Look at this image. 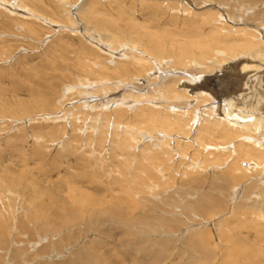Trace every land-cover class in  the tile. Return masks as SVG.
<instances>
[{
  "label": "rangeland",
  "instance_id": "obj_1",
  "mask_svg": "<svg viewBox=\"0 0 264 264\" xmlns=\"http://www.w3.org/2000/svg\"><path fill=\"white\" fill-rule=\"evenodd\" d=\"M1 1L0 256H4V260L0 259V264H34L41 256L60 257L72 249L81 252L85 245L99 242L100 247L105 248L100 251H107L112 259L127 264L119 259L117 247L121 242L135 244L139 239L156 244L152 246L153 252L162 250V256L158 259L155 255L154 262L149 264H264V198L255 196L264 190L263 153L255 152L260 157L258 162L244 157V149L240 153L242 157L239 153L229 154L233 144L242 141L241 138L236 140L233 134L220 140L213 139L211 133L208 138L199 131L201 142L193 143L191 133L195 135L196 129L183 126L186 117L176 124L175 115H171L173 109L181 112L186 108L174 106L170 111L140 99L155 87L162 90L170 79L182 77L186 71L195 72L194 76L201 82H209L211 78L210 87L214 92L225 88V74L213 79L221 65L233 59H248L252 54L237 50V55L231 59L223 40L234 37L255 44L258 38L256 43L264 49V0ZM18 2L41 12L56 25L32 16L31 21L17 17L11 5L16 7ZM89 12L91 19L83 16ZM74 24L92 29L98 38H105V46L114 47L108 44L113 43L117 48L114 50L123 54L131 48L133 52L140 49L147 53L139 55L144 61L138 64L133 55L129 54V60L103 52L72 29ZM240 28L244 34L238 31ZM247 28L260 32L249 35L245 33ZM163 65L166 70L172 69L166 72L169 73L166 78L155 73L157 67ZM260 72L264 77V72ZM154 77V84L146 91L138 89ZM256 80L255 77L249 82ZM122 81L130 88L118 92L117 98L127 93L139 100L125 111L121 107L105 111L101 133L87 129L96 124L91 120L97 113L94 107H84L78 113L76 110V117L69 116L68 120L67 117L66 120L56 118L61 115V103L72 99L73 106L79 105V91L99 95L101 88L117 86ZM256 82L246 92L248 96L252 90L264 92ZM76 85L79 86L68 92ZM183 88L186 86L177 83L176 91ZM227 92L218 94L217 100L231 98L227 97ZM196 103L192 101L188 110ZM153 110L168 111L170 120L165 122L158 118ZM212 115L217 114H205L206 121L197 127L221 130L220 119ZM159 121L178 126L171 128ZM137 131L160 137L166 133L171 140L169 144L166 141L168 145L164 148H159L147 139L137 142L135 137H140ZM188 131L189 138L183 140L187 137L183 134ZM211 192L216 202L208 205L202 196ZM52 196L71 211L65 212L68 214L65 224L59 220L63 223L60 230L47 229L43 223L46 215L51 214V218L56 211V203L49 200ZM167 219L171 222L169 227ZM161 235L167 240L164 250ZM44 237L49 240H42ZM1 242H5L6 248L1 249ZM16 243L24 247V251ZM13 250L14 255L20 253L18 261L11 258ZM129 254L125 252L128 258ZM138 255L133 256L143 257ZM85 263L88 264L86 261L82 264Z\"/></svg>",
  "mask_w": 264,
  "mask_h": 264
},
{
  "label": "bare ground",
  "instance_id": "obj_2",
  "mask_svg": "<svg viewBox=\"0 0 264 264\" xmlns=\"http://www.w3.org/2000/svg\"><path fill=\"white\" fill-rule=\"evenodd\" d=\"M9 1V0H8ZM57 1H61L62 3H66L67 0H57ZM0 2H3L0 0ZM44 2V1H43ZM42 3V2H41ZM56 4V3H55ZM60 4V3H58ZM95 4V3H94ZM8 5V4H7ZM57 5V4H56ZM85 5V4H84ZM4 6V5H3ZM9 6V5H8ZM89 6V5H88ZM91 6V3H90ZM95 6V5H94ZM179 6V5H178ZM86 7V6H85ZM49 10V7H47ZM51 8V7H50ZM53 8V7H52ZM65 8V7H64ZM83 8V7H82ZM81 8V9H82ZM89 8V7H88ZM11 9L13 11L14 14L17 15V17L19 16V18L25 19L27 21H31L33 19H39V20H45L47 23L56 25L53 20L49 19V18H45L44 15L41 14V12H38L36 9H28L26 4H21L18 2V5L15 7L14 5H11ZM85 9V8H84ZM94 9V8H93ZM9 10V9H8ZM65 10V9H64ZM92 11V10H91ZM94 11V10H93ZM92 11V12H93ZM57 14V13H56ZM61 14V13H60ZM209 14V13H208ZM220 14V13H219ZM33 19H32V17ZM52 16V15H51ZM76 16V15H74ZM85 18L87 19H91L93 17L91 12L89 13H85V15H83ZM95 16V15H94ZM215 16V15H214ZM65 17H68L65 16ZM70 17V16H69ZM84 18V19H85ZM208 19V18H207ZM71 20V19H70ZM76 20V19H75ZM94 21V20H93ZM92 21V22H93ZM61 22V21H60ZM94 23V22H93ZM27 25V24H26ZM23 29H24V25H22ZM87 27V26H86ZM86 27H82V24H74L73 27H71L72 29H74L76 32H79V34H81L82 36H84L86 39L89 40V42L91 43H95L96 46L95 47H99L103 52H106L110 55H112L113 57L115 55H117L118 58L122 57H128L130 60V55H133L134 58L133 60L138 61V64H140L139 62L144 61V58L142 56H139L142 52H140V49L137 50V52H133L131 47V49H129V51H127L125 54H123V52L118 50H114L117 49L115 47V44L113 43H108L110 46H114V47H107L105 46V38H98V35L96 34V32H92V29H86ZM249 28V27H248ZM247 28V29H248ZM29 29V28H28ZM255 29V28H253ZM246 30V32H249V35L252 33H259L260 31H258L257 29L255 30ZM263 29V28H262ZM238 31H240L241 33L244 34L243 28L238 29ZM30 32V31H29ZM262 32V30H261ZM263 33H264V29H263ZM247 35V34H246ZM254 35V34H253ZM251 36L252 38L254 36ZM151 36V35H150ZM156 36V35H155ZM262 36V34H261ZM259 37V36H258ZM263 37V36H262ZM234 38V37H233ZM233 38H225V40H223L224 43H227L226 45L229 51H227L228 54H231L229 58L233 59V57H235V55H237L238 51L237 50H241L245 51V53H251L252 55L247 59L242 57L241 59H233L230 60L229 62L226 61L223 65H221L220 71L215 75L216 77L213 79H217V77L220 75L223 76V74H225V80L226 82L223 84L225 85V88H218V92L217 91H212L213 89H211V78L209 79V82H201V79H196V76H194L195 72H188L186 71V73L182 76V77H177V79H170V81L165 84V88H163L162 90H157L155 88H153L152 90H149V95L147 96H140V99L144 102L149 101V102H154L153 106L155 107V105H157L158 107H164L166 109H169L171 111V107H181V108H186L185 110L181 112H179L177 109H173V113L171 115H175V121L176 124L177 122L179 123V119H183L186 117V120L190 119V121H186L183 120V126H188L189 128H191V130L194 131V129H196V134L191 136H194L193 139L191 140L193 143H197V141L201 142L200 137L202 138V135L199 134H203L204 136L207 135L208 138H210V135L212 134L213 139H224L227 135H232L236 138V140L238 138H241L242 141H237L236 140L234 142H236L235 144H233V146H229L231 147V149L228 151L229 154H232L233 152L235 153V155H237L239 153V155H241L240 153L243 151V149L245 150L244 152V157H252V160H255V162L260 161V157H257L255 154V152L260 151L259 153H263L264 155V92L261 91H255L252 90L250 95L248 96L249 92L248 90H251V86L253 83V86L256 84H261L260 86L262 88H264V77H262L261 72H264V49L261 48V45L256 43L259 42L258 38L256 39V42H254L255 44H252V42H248L247 40L244 39H233ZM248 39V38H247ZM264 39V38H263ZM250 40V39H249ZM252 40V39H251ZM108 41V40H107ZM255 41V40H254ZM264 43V42H263ZM107 45V44H106ZM156 45V44H155ZM104 47L105 49H102V47ZM116 46H120V45H116ZM264 46V45H262ZM109 48V49H108ZM138 48V47H137ZM159 49V48H158ZM101 51V52H102ZM130 51H132L130 53ZM168 51V50H167ZM218 51V50H217ZM102 52V53H103ZM155 52V51H154ZM115 53V54H114ZM145 53V52H143ZM161 53V52H160ZM170 53V52H169ZM220 53V52H219ZM130 54V55H129ZM147 54V53H145ZM154 54V53H153ZM243 54V53H242ZM151 55V54H150ZM149 55V56H150ZM156 55V54H155ZM163 56V53H162ZM245 56V55H244ZM116 59L118 61H121L120 59ZM225 58V57H224ZM239 58V56L237 57ZM132 60V59H131ZM162 59H160L161 61ZM163 61V60H162ZM218 61V59H217ZM237 61L234 64H229L230 62H234ZM146 62V61H145ZM164 62V61H163ZM221 62V61H220ZM159 63V62H158ZM164 64V63H163ZM217 64V62H216ZM215 64V65H216ZM229 64V65H227ZM165 65V64H164ZM161 66V67H157L156 70V74L158 76H160V78H166L169 76V73H166L170 70H172L171 68H169V70H166V65L165 66ZM103 66V65H102ZM129 66V65H128ZM171 66V65H170ZM236 66V67H234ZM215 67V66H214ZM85 68V67H84ZM116 68V67H115ZM122 68V67H121ZM125 68V67H124ZM131 68V67H130ZM129 68V69H130ZM141 68V67H140ZM143 69L144 66L142 67ZM154 68V66H153ZM201 68V67H200ZM230 68H236L234 72L228 73L227 70H229ZM142 69V70H143ZM208 69V68H207ZM216 69V68H214ZM213 69L212 72H214L215 70ZM218 69V68H217ZM127 70V69H126ZM150 70V69H149ZM148 70V71H149ZM210 70V69H209ZM144 71V70H143ZM211 71V70H210ZM233 71V70H232ZM127 72V71H125ZM142 72V71H141ZM150 72V71H149ZM185 72V71H184ZM260 72V73H259ZM138 73V72H137ZM143 73V72H142ZM172 73V71H171ZM145 74V71H144ZM147 74V73H146ZM145 74V75H146ZM211 74V73H210ZM126 75V73H125ZM127 75H129V72H127ZM254 76V77H253ZM257 78V80L255 82H249L250 79H254ZM124 78V77H123ZM140 78V77H139ZM156 77L151 78L147 81V85L144 84L143 82V86L138 87L139 90L141 91H146L148 89V87H150L152 84H154ZM107 80V79H106ZM220 80V79H219ZM82 81V80H81ZM100 81V80H99ZM184 81V82H183ZM98 82V81H97ZM101 82V81H100ZM108 82V81H107ZM123 82V81H122ZM82 83V82H81ZM79 83V84H81ZM109 83V82H108ZM113 83V82H112ZM177 83H179V85H183V87L186 86V88H183V91L181 90H177L176 91V85ZM116 84V83H114ZM257 85V86H259ZM79 85L74 86L72 89L68 90V92H71L72 90H75L76 87H78ZM81 87V86H80ZM221 87V86H219ZM223 87V86H222ZM99 88V87H98ZM97 88V89H98ZM130 88V86L127 83H122L119 84L117 86H113L110 88H101L99 90V95H95L92 94L90 92H88L87 90H83V91H79L78 92V96L80 97V100L78 102L79 105H74V103H72V99L69 101H66V103H61L60 107V112L61 115L63 116H57L56 118H59L60 120H63L65 117H67V120L69 119V116H73L76 117L77 113L84 107H94L97 110V113L93 114L91 116V120L94 122H96V124L94 126H87L88 130L90 129V131H94V130H100L101 133V128L103 126V121L104 120V116L106 115L107 111H114L117 109H120L119 107H121V109L124 108H130L133 107L134 102H138L136 101L137 99L139 100V98H135L132 97V94H130L131 96H129V94L127 95V93L123 94L122 98H117L116 94L120 91H124L125 89ZM260 88V87H258ZM86 89V88H85ZM217 89V88H216ZM184 90H188L189 92H191L190 94H195L194 95H187V91ZM219 90H221V92H219ZM225 91H228L227 97H231L228 98L227 100H223V98L218 99L216 98V96H218V94L221 95L224 94ZM264 91V90H263ZM207 92V93H206ZM98 93V92H97ZM142 94V93H141ZM259 96V97H258ZM103 97V98H102ZM190 97H193L192 99ZM220 97V96H219ZM107 99V100H106ZM145 99V100H143ZM106 100V101H105ZM141 100L139 102H141ZM197 101L196 105L193 107V109H189V107H191L192 104H190L192 101ZM257 100V101H256ZM63 102V101H62ZM210 103V105H207L205 103ZM156 103V104H155ZM165 104V105H159V104ZM107 104V105H106ZM116 106V107H114ZM78 107V108H77ZM114 107V108H113ZM113 108V109H112ZM137 109V108H136ZM144 109V108H143ZM150 109V108H149ZM222 109V111H221ZM77 110V113H76ZM95 110V111H96ZM152 110V109H151ZM94 111V112H95ZM106 111V112H105ZM127 111V110H126ZM138 111H140L138 109ZM147 111V110H146ZM150 111V110H149ZM151 112V111H150ZM130 113V112H129ZM153 115H158V118H162V120L169 121L171 117H169L168 115H170V113L167 111H161L158 112L153 110ZM217 114L214 116H218V119H220L221 124L223 125V128L220 129H213V128H198L197 125L202 123L206 118H205V114ZM122 115V113H120ZM136 114V113H135ZM145 114V113H144ZM223 114V115H222ZM81 115V114H80ZM213 116V115H212ZM213 116V117H214ZM53 119V118H52ZM215 119V118H214ZM57 121V119H55ZM66 120V118H65ZM208 120V119H207ZM161 121V120H160ZM159 121V122H160ZM206 121V120H205ZM108 123V122H107ZM160 122L161 125H168L169 127L173 128L174 126H176V124H173L171 122L169 123H163ZM186 123H188L186 125ZM204 123V122H203ZM89 124V123H88ZM97 124H99L97 126ZM159 124V123H158ZM191 124V126H190ZM211 123H209L210 125ZM86 125V124H85ZM180 125V124H179ZM205 125V124H204ZM178 126V125H177ZM176 126V127H177ZM203 126V124H202ZM117 127V125L115 126ZM114 127V128H115ZM161 128V127H159ZM167 129V128H166ZM105 130V129H104ZM154 131V130H153ZM200 131V133L198 134V132ZM216 131V134L214 133ZM203 132V133H201ZM213 132V133H212ZM145 133V132H144ZM142 131H137V134L140 135V137H135L137 138L136 141L140 142L141 140H145L150 142L151 144H153L154 146H159V148H164V145H168V141L170 142V140H168L169 136L166 133L161 134L160 136H149V133L144 134ZM190 132L188 131V134H186V132L183 134L187 137H183L182 139L185 140V138H189ZM211 133V134H210ZM97 134V131H96ZM114 134V133H113ZM158 134V133H157ZM160 134V133H159ZM88 137V136H87ZM233 137V138H234ZM102 138V137H101ZM134 138V139H135ZM123 140V138H121ZM166 141L168 144H166ZM232 141V140H231ZM124 142V141H123ZM142 142V141H141ZM165 142V143H164ZM190 142V141H189ZM233 142V141H232ZM257 142V144H256ZM144 143V141H143ZM218 143V142H217ZM142 144V143H141ZM140 144V145H141ZM179 144V143H178ZM200 144V143H199ZM224 144V143H223ZM201 145V144H200ZM183 146V145H182ZM215 146V145H214ZM170 147V146H169ZM200 147V146H199ZM225 147V146H224ZM228 147V148H229ZM255 147H257L258 149H256ZM176 148V147H175ZM183 148V147H182ZM215 148V147H214ZM220 148V147H219ZM218 148V149H219ZM222 149V148H221ZM226 149V148H225ZM175 151V150H173ZM217 151V150H216ZM224 151V149H223ZM220 152V150H219ZM179 153V152H178ZM227 153V152H226ZM218 155V154H217ZM233 156V155H232ZM261 156V155H260ZM242 157V155H241ZM262 157V156H261ZM227 162V161H226ZM192 163H194L192 161ZM264 163V162H263ZM195 166V164H194ZM258 166V165H257ZM260 167V166H259ZM264 167V165H263ZM156 175V174H155ZM194 179V178H193ZM199 180V179H198ZM195 182V181H194ZM258 185V183H256ZM181 187V186H180ZM263 189V187H262ZM215 190V189H213ZM258 190V189H257ZM261 190V189H260ZM55 194V193H53ZM218 195V194H217ZM260 196L261 198H264V190H262L261 192H257V194H255V196ZM50 196V195H49ZM55 196V195H54ZM221 196V195H220ZM252 196V195H251ZM53 197V196H52ZM50 198L49 200L53 199V201L56 203V211L54 212V214H52L53 216L50 218L51 214L49 216H45V220L43 221L44 226H46L47 229L50 230H55L58 229L60 230L63 226V223H66V217L68 216V214H65V212L69 211V207L67 208H63L64 205L63 203H58L57 199ZM237 197V196H236ZM203 200H205L208 205L209 203H214L216 202V198L213 196L212 192L211 193H206L205 195L202 196ZM250 198V197H248ZM260 198V199H261ZM251 200V198H250ZM249 200V201H250ZM264 201V200H263ZM49 202V201H48ZM218 203V201H217ZM45 203L41 205V208L44 207ZM46 205H49V203H47ZM80 206V205H79ZM66 207V206H65ZM76 207V206H75ZM118 207V206H117ZM181 207V206H180ZM38 208V207H37ZM48 208V207H46ZM53 208V206H52ZM78 208V207H77ZM182 208V207H181ZM45 209V208H44ZM38 210V209H37ZM50 210V208H49ZM63 210V211H62ZM86 210V209H85ZM119 210V209H118ZM146 210V209H145ZM197 210V209H196ZM39 211V210H38ZM43 213V209L41 210ZM120 211V210H119ZM40 212V211H39ZM48 212V211H47ZM46 212V213H47ZM71 212V211H69ZM122 212V211H121ZM219 212V211H218ZM120 213V212H119ZM223 213V212H222ZM221 213V214H222ZM263 213V212H262ZM41 214V213H40ZM76 214V213H75ZM124 214V213H123ZM104 215V214H103ZM116 215V214H115ZM145 215V214H144ZM203 215V214H202ZM30 216V215H29ZM70 216H72L70 214ZM69 216V218H70ZM78 216V215H77ZM118 216V215H117ZM41 217V216H40ZM64 217V218H63ZM152 217V216H151ZM81 219V218H80ZM102 219V218H101ZM176 219V218H175ZM36 220V219H35ZM59 220H61L63 223L59 222ZM77 220V219H76ZM79 220V219H78ZM106 220V219H105ZM70 221V220H69ZM73 221V220H72ZM108 221V220H107ZM110 221V220H109ZM125 221V220H124ZM1 222V221H0ZM126 222H128L126 220ZM166 222V221H165ZM105 223V221H104ZM132 222H128V224H131ZM167 226H170V220L167 219ZM13 224V223H12ZM62 224V225H61ZM76 224V223H75ZM61 225V226H60ZM121 225V224H120ZM124 225V224H123ZM126 225V224H125ZM166 225V224H165ZM102 226V225H101ZM107 226V225H106ZM112 226V225H111ZM70 227V226H69ZM151 227V226H150ZM254 227V226H253ZM73 228V227H72ZM105 228V227H104ZM122 228V227H121ZM125 228V226H124ZM166 228V227H165ZM21 229V228H20ZM63 229V228H62ZM83 229V228H82ZM110 229V228H109ZM108 229V230H109ZM130 229V228H129ZM171 229V228H169ZM1 230V229H0ZM22 230V229H21ZM167 230V229H166ZM62 231V230H61ZM19 232V231H18ZM58 232V231H57ZM56 232V233H57ZM118 232V231H117ZM121 232V230H120ZM124 232V229H123ZM125 232H128L125 230ZM161 232V231H160ZM169 232V231H168ZM64 233V232H62ZM88 233V232H87ZM130 233V232H129ZM148 233V232H147ZM106 234V233H105ZM117 234V233H116ZM162 234V233H161ZM196 234V233H195ZM10 235V234H9ZM192 235V233H191ZM197 235V234H196ZM15 236V235H14ZM41 236V235H40ZM120 236V234H119ZM162 236V235H161ZM178 236V235H175ZM194 236V235H193ZM199 236V235H198ZM8 237V236H7ZM106 237V236H105ZM122 237V236H121ZM160 237V236H158ZM157 237V238H158ZM173 237V236H172ZM190 239V236H188ZM109 238V237H108ZM143 238V237H142ZM166 237L163 238V236L161 237V245L162 248L164 250L165 246L164 244L167 242V240L165 239ZM176 238V237H175ZM201 238V237H200ZM52 239V237H51ZM50 239V240H51ZM106 239V238H105ZM122 239V238H121ZM179 239V238H178ZM193 242V238H191ZM42 240H49L47 239V237H44ZM54 240V239H52ZM158 240V239H157ZM188 240V239H187ZM188 241V242H189ZM49 242V241H48ZM96 242V241H95ZM148 239H139L137 241H135V244H133L131 241H125V242H119V247H117V251L119 250V259L121 261H124L127 264H149L150 262H154V259L157 257L159 259V257L162 256V250L161 251H154L153 252V245L156 244H147ZM71 243V241H70ZM5 244V242H4ZM2 242H1V249H3V247L5 246ZM13 244V243H12ZM18 244V243H16ZM15 244V245H16ZM74 244V243H73ZM91 244V243H90ZM87 244L86 250L85 247L83 248V251L78 252L76 249V251L72 250H67L66 253L64 254H60V257H58V255H54L52 254L51 256H46V257H42L38 259V261H36L34 264H38L40 262L43 263V261L48 262V264H82L84 261H86L88 264H122L120 261L117 262V260H114V258L112 259V257L110 256L109 253H107V251H100L102 248H104V245L100 247V244L102 243H92L91 245ZM111 244V243H110ZM114 244V243H113ZM117 244V243H116ZM159 244V243H158ZM188 244V243H187ZM196 244V241H195ZM19 245V244H18ZM32 245V244H31ZM136 245V247L134 248L133 246ZM167 245V244H166ZM170 245V244H169ZM191 248L192 246L190 244H188ZM194 245V243H193ZM65 246V245H64ZM89 246V247H88ZM109 246V245H108ZM168 246V245H167ZM195 246V245H194ZM201 246V245H200ZM17 247H21L20 245ZM16 247V248H17ZM27 247V246H26ZM31 247V246H30ZM44 247V246H43ZM66 247V246H65ZM88 247V248H87ZM106 247V246H105ZM113 247V246H112ZM6 248V247H4ZM15 248V249H16ZM22 249L24 247H21ZM63 248V247H62ZM173 248V247H172ZM183 248V247H182ZM189 248V247H187ZM190 248V249H191ZM31 249V248H30ZM105 249V248H104ZM194 249V248H193ZM21 250V249H20ZM60 250V249H59ZM109 250V249H108ZM116 250V249H114ZM125 250V251H122ZM7 251V250H6ZM24 251V249H23ZM128 252L129 255H131L129 258L127 256H125V252ZM179 251V250H178ZM115 252V251H114ZM113 252V253H114ZM180 252V251H179ZM195 252V251H193ZM15 253V250H13L11 258L15 259V260H19L20 258V253ZM177 253V252H176ZM184 253V252H183ZM250 253V252H249ZM2 254V253H1ZM9 254V253H8ZM139 254V255H138ZM133 255H138V257H141V255L143 256L141 259L140 258H135V256ZM156 255V257H155ZM185 255V254H184ZM209 255V254H208ZM118 256V255H117ZM180 256V255H179ZM38 257V256H37ZM189 257V255H188ZM6 258V257H5ZM28 258V257H27ZM30 258V256H29ZM128 258V259H127ZM0 259L4 260V256H0ZM12 259V260H13ZM31 259V258H30ZM193 258H191L192 260ZM8 260V259H7ZM10 260V258H9ZM34 261V259H33ZM159 261V260H158ZM160 261H162L160 259ZM5 262V261H3ZM13 262H15L13 260ZM21 262V261H20ZM50 262V263H49ZM193 262V261H192ZM232 262V261H231ZM0 263H2V261H0ZM8 263V262H7ZM10 263V262H9ZM40 263V264H42ZM161 263V262H160ZM163 263V262H162ZM195 263V262H194ZM16 264V262H15ZM21 264H23L21 262ZM44 264V263H43ZM86 264V263H85ZM187 264V263H186Z\"/></svg>",
  "mask_w": 264,
  "mask_h": 264
}]
</instances>
